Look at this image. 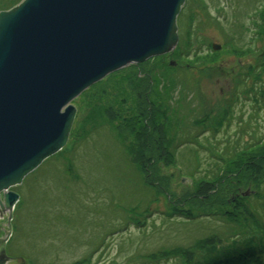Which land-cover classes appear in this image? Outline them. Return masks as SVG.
I'll return each mask as SVG.
<instances>
[{
  "label": "rangeland",
  "instance_id": "obj_1",
  "mask_svg": "<svg viewBox=\"0 0 264 264\" xmlns=\"http://www.w3.org/2000/svg\"><path fill=\"white\" fill-rule=\"evenodd\" d=\"M177 27L174 50L82 92L66 145L10 190L8 264H186L259 235L264 0H186ZM242 163L254 180L226 175Z\"/></svg>",
  "mask_w": 264,
  "mask_h": 264
},
{
  "label": "water",
  "instance_id": "obj_2",
  "mask_svg": "<svg viewBox=\"0 0 264 264\" xmlns=\"http://www.w3.org/2000/svg\"><path fill=\"white\" fill-rule=\"evenodd\" d=\"M185 1L23 0L0 12V264L12 261L10 190L66 145L82 92L176 48Z\"/></svg>",
  "mask_w": 264,
  "mask_h": 264
},
{
  "label": "trees",
  "instance_id": "obj_3",
  "mask_svg": "<svg viewBox=\"0 0 264 264\" xmlns=\"http://www.w3.org/2000/svg\"><path fill=\"white\" fill-rule=\"evenodd\" d=\"M201 5L203 8L204 7L203 3L199 5V8H201ZM204 10H206V7L203 8V11ZM192 16H193V18H195L196 15L193 14ZM234 48H236L239 51H242L241 48L238 46H235ZM250 51L251 50L248 47L246 49V53H249ZM260 57L264 59V52L260 53ZM263 73H264V66H263ZM263 76H264V74H263ZM148 111L149 110H146L145 111L146 113L143 112L144 114H142V115L144 117H146L147 115H150V112H148ZM248 162L252 163L255 166V168L259 165L258 166L259 169H257V170H260L264 165V157L260 156V158H257V157L253 156V157H251V160H249ZM232 164H234V163H232ZM232 170H233L234 176H236V179H240L242 181L254 180V179H251L250 177L254 176L253 174L256 173L255 172L256 169H253L252 166L250 167L249 164H246V163L244 165L242 163V164L238 165L236 168L230 169L229 170L230 172L228 171V173L226 175H231L230 173ZM224 179H225V177H224ZM201 180L202 179L198 180V182H200ZM203 188H207V187H202L201 189H199L198 192L200 194L199 195L200 197L204 193ZM206 197H204V198H206ZM196 198H198V197H196ZM200 200H201V198H200ZM197 202H199V201H197ZM221 205L226 206L227 201L225 199L221 200ZM228 214H230V212ZM223 216L227 222L232 223V224L226 223L227 227L230 229V232L227 233V235H224L223 237H226L228 235L230 237V235L232 234V229L234 231V227H236V225H239V224H236L235 222L230 220L227 215L224 214ZM255 225L257 226L256 228L258 229L259 235H257V234L256 235H250V236H248L249 240H245L246 241L245 243L243 242V243L238 244V245L236 244L234 246V248H232V250H231L233 254L231 252L228 253V252H224V251H221V253L217 252V254L214 256H211V254H206L204 256H207V257L204 258L203 262L200 261L201 260L200 258H194L193 260H191L190 262H188L186 264H264V226L261 227L260 225H258L256 223H255ZM206 239L207 238H205L204 240H206ZM227 241L228 242L231 241L230 243H233V241H235V239H233V238L231 240L227 239ZM241 241H243V240H241ZM235 243L236 242H234V244ZM243 245H245V246H243ZM209 248H211V250L214 251L213 245H210ZM215 250L218 251V248L215 247ZM178 255H179L178 252L174 253V256H178ZM178 257H181V256H178ZM165 260H167V259L165 258Z\"/></svg>",
  "mask_w": 264,
  "mask_h": 264
}]
</instances>
